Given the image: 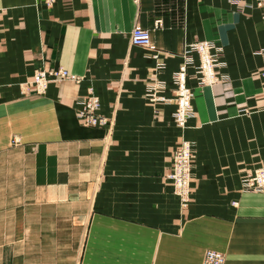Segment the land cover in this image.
Returning <instances> with one entry per match:
<instances>
[{
	"label": "crops",
	"instance_id": "obj_1",
	"mask_svg": "<svg viewBox=\"0 0 264 264\" xmlns=\"http://www.w3.org/2000/svg\"><path fill=\"white\" fill-rule=\"evenodd\" d=\"M248 2L0 0V264H201L207 248L264 264V190L240 189L264 165V16ZM135 23L151 28L170 96L184 43L224 46L229 81L187 80L196 157L184 206L163 175L175 103L144 96L155 59L130 42ZM59 65L72 78L38 93L35 68ZM90 86L110 129L75 114Z\"/></svg>",
	"mask_w": 264,
	"mask_h": 264
},
{
	"label": "built area",
	"instance_id": "obj_2",
	"mask_svg": "<svg viewBox=\"0 0 264 264\" xmlns=\"http://www.w3.org/2000/svg\"><path fill=\"white\" fill-rule=\"evenodd\" d=\"M44 6L53 5L55 0H37ZM243 0H230L232 3H240ZM245 1V0H244ZM250 5L260 8L264 16V0H250ZM160 24V18L153 20V27ZM129 39L132 44L147 47L151 53L149 56L155 59L153 71L145 84L144 96L153 101L175 103L172 118L180 128L179 140L170 155L168 167L164 170V177L173 187L174 193L179 198V203L184 206L191 197L193 169L196 157V143L193 139L184 137L183 126L188 118L194 113L192 88L187 80L189 77L195 79L198 87L212 85L217 82L230 80V76L223 69L226 66L224 59V46L213 39L197 38L184 43L180 53L182 59L171 73V90L173 94L167 95L164 91L168 88L165 79L158 77L157 72L165 67V61L159 56L157 46L151 36V28L135 23L129 32ZM257 52L264 55V47ZM193 68L189 73V68ZM264 77V69L259 71ZM72 78L67 69L59 65L48 68H35L31 83L38 93L45 92L50 81ZM77 79V78H76ZM77 107L75 114L81 123L86 125H107L110 129L114 123V116H106L100 110V98L92 86L76 99ZM240 189L243 191L264 190V165H259L241 175ZM224 253L214 248H207L203 254L201 264H224Z\"/></svg>",
	"mask_w": 264,
	"mask_h": 264
},
{
	"label": "bare ground",
	"instance_id": "obj_3",
	"mask_svg": "<svg viewBox=\"0 0 264 264\" xmlns=\"http://www.w3.org/2000/svg\"><path fill=\"white\" fill-rule=\"evenodd\" d=\"M56 81H58V80H56ZM48 86V85H47ZM47 86H46V88H47ZM46 88H45V91H46ZM43 93H45V92H43ZM43 93H41V94H43ZM97 94V93H96ZM98 95V94H97ZM99 96V95H98ZM193 96H194V94H193ZM193 96H192V98H191V100L193 99ZM100 98V97H99ZM100 105H101V101H100ZM105 114V113H104ZM106 116H107V114H105ZM189 124H188V120H187V122L185 123V125L183 126V131H185V129H186V127L188 126ZM184 137H185V135H184ZM198 150V149H197ZM217 250V249H216ZM220 251V250H219ZM221 252H223V251H221ZM224 253V252H223ZM224 258H225V260H224V264H225V261H226V255H225V253H224Z\"/></svg>",
	"mask_w": 264,
	"mask_h": 264
},
{
	"label": "rangeland",
	"instance_id": "obj_4",
	"mask_svg": "<svg viewBox=\"0 0 264 264\" xmlns=\"http://www.w3.org/2000/svg\"><path fill=\"white\" fill-rule=\"evenodd\" d=\"M253 5V4H252ZM257 7V6H256ZM259 8V7H258ZM151 52V51H150ZM183 131V130H182ZM184 132V131H183ZM185 135V134H184Z\"/></svg>",
	"mask_w": 264,
	"mask_h": 264
}]
</instances>
